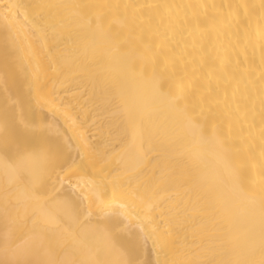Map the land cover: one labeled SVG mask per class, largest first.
Instances as JSON below:
<instances>
[{
    "label": "bare ground",
    "instance_id": "bare-ground-1",
    "mask_svg": "<svg viewBox=\"0 0 264 264\" xmlns=\"http://www.w3.org/2000/svg\"><path fill=\"white\" fill-rule=\"evenodd\" d=\"M0 264H264V0H0Z\"/></svg>",
    "mask_w": 264,
    "mask_h": 264
}]
</instances>
